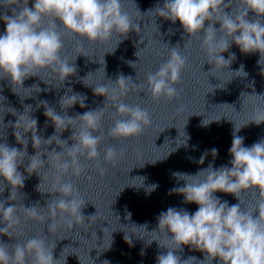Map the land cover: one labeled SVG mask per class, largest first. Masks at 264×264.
I'll return each mask as SVG.
<instances>
[{"label":"clouds","instance_id":"clouds-1","mask_svg":"<svg viewBox=\"0 0 264 264\" xmlns=\"http://www.w3.org/2000/svg\"><path fill=\"white\" fill-rule=\"evenodd\" d=\"M28 5L29 0H0V8L5 10L0 14L5 25L3 34H0V79L9 80L14 92L16 87L24 88L27 78L39 76L41 72L53 73L62 83L76 73L75 64L62 55L65 34L79 38L81 48L83 44L80 41L108 44L115 37L116 46L110 51L113 52L122 38L127 39L129 32L138 34L140 29L125 10L123 0H33L32 7ZM230 5L231 0H164L163 6L157 5L149 12L172 23L179 21L190 37L202 36L201 49L207 63L214 65L210 73L229 68L236 59L234 53L227 59L222 55L233 43L244 54L258 52V64L264 65V0H239L235 9ZM250 12L254 14L251 18ZM217 23L219 29L214 27ZM129 64L133 67L135 63L130 61ZM187 66L188 57L177 45L170 49L168 58L157 70L147 73L143 81L136 83L131 77L120 75L115 82L95 84L94 93L105 96V105L110 103L116 109L106 134L102 126L104 107L75 117L67 114L66 110L77 103L81 108L85 107L86 97L79 93L70 95L71 88L59 100L63 114L48 106L47 101H40L45 108L44 115L55 126V134L47 139L37 134L38 121L31 116L30 105L25 106L22 114L12 109L13 115H17L14 135L23 149L9 146L6 141L0 143V193L5 190V182L11 188L7 200H0V222L4 225L0 227V235L15 238L11 244L0 241V264H60L61 257L56 259L53 255L56 245L50 244L44 234L26 240L19 238L23 235L19 231L21 213L24 221L45 223L50 218H58L66 221L69 227L83 222L82 208L86 202L71 179L85 172L82 158L93 163L101 175L105 174L104 164L115 163L123 154L122 149L109 145L103 148L101 160L100 146L106 136L115 140L134 139L152 123L147 108L125 102L128 93L133 89H146L153 100H174L180 96L176 85L181 83ZM235 73L247 75L243 65ZM89 75L83 78V82L92 86L85 83ZM33 88L41 91L38 86ZM193 115L197 114L190 116ZM250 122L264 123V109L258 110ZM241 127H235L233 133L229 149L232 157L230 167L214 168L209 164L195 174L173 173L184 184L170 191L183 195L184 203H195L198 208L189 213L182 208L169 207L159 214L158 228L150 233L163 236L167 243L159 239L148 241L149 244L156 241L166 249L157 256L156 264H213V261L217 264H264V139L249 147L244 146V137L236 135ZM69 128L72 130L69 137L73 141L71 146L68 140L60 138V134ZM28 133H31L35 149L32 156L27 152ZM53 143L61 149L59 152L55 148L48 150ZM217 152V149H211L214 158ZM206 155L207 152L200 158V164ZM26 159L25 171L29 176L36 173L41 177L43 168L54 172L48 192L52 198L46 207H25L16 203L19 189L24 187L26 179L19 169ZM142 186L143 183L137 187ZM157 187L152 184L146 191H154ZM217 192L232 194L239 203L230 206L228 201H221L215 195ZM244 193H255L254 202L249 206L241 201ZM52 227L49 225L50 229ZM124 239L131 244L130 236L125 234ZM183 246L202 252L204 259L196 261L195 257H189L182 261L176 253L182 251Z\"/></svg>","mask_w":264,"mask_h":264}]
</instances>
